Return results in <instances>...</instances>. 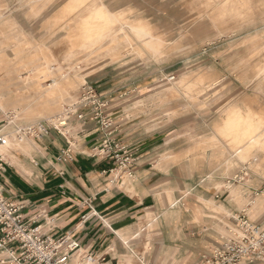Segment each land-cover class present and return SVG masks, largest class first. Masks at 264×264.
I'll return each mask as SVG.
<instances>
[{
	"label": "rangeland",
	"instance_id": "374dc122",
	"mask_svg": "<svg viewBox=\"0 0 264 264\" xmlns=\"http://www.w3.org/2000/svg\"><path fill=\"white\" fill-rule=\"evenodd\" d=\"M95 1L103 2L109 10L127 16L135 24L148 23L144 25L151 40L160 44L161 52L116 46L115 52L92 53L82 46L74 54L73 43L81 41L74 34L80 29L77 19H82L88 8L97 4ZM240 1L245 3L88 0L65 8L71 0H0V120L7 118L11 125L59 124L86 81L100 82L108 74L113 80L133 83L149 75L158 88L156 117L166 114L173 122L181 120L172 127L181 130L180 138L187 142V155L194 167L210 168L206 175L218 178L215 186L219 189L229 184L249 183L262 191L264 144H256L247 153L246 149L255 140L247 137L235 150L232 134L220 132L225 121L239 112L251 109L264 113V0ZM121 22L113 26L129 35L128 27ZM28 62L38 68H30ZM255 119L262 120L260 115ZM261 126L263 131L264 123ZM213 142H216L214 146ZM22 145L11 139L6 146H0V152L9 154L12 148ZM212 152L225 154L212 155ZM173 158L179 160L178 156ZM220 164L221 168L216 170ZM240 193L239 187L231 188L232 196L239 200ZM250 193V198L240 207L248 202L247 212L248 208L253 213L260 212L264 194ZM202 202L208 208V215L230 214L213 202ZM259 204L260 209H255ZM257 216L250 214L252 219ZM225 222L230 223V219ZM156 226L155 221L147 229ZM149 238L146 237V246L150 245Z\"/></svg>",
	"mask_w": 264,
	"mask_h": 264
},
{
	"label": "crops",
	"instance_id": "0c3cea01",
	"mask_svg": "<svg viewBox=\"0 0 264 264\" xmlns=\"http://www.w3.org/2000/svg\"><path fill=\"white\" fill-rule=\"evenodd\" d=\"M101 79L85 83L105 97L109 127L73 115L66 129L50 126L33 138H18V127L30 123L0 120V133L8 136V143L11 139L23 143L3 153L0 187L6 196L23 202L27 224H40L56 238L69 236L82 250L105 256L107 264H202L203 255L222 243L240 214L264 226V207L257 213L251 208L247 212L248 202L240 207L250 192L264 194V187L260 191L244 183L219 189L218 178L206 175L210 168H195L181 130L172 127L181 120L173 122L166 114L156 117L158 88L153 78L125 83L105 74ZM107 139L134 153L132 175L118 167L115 156L93 154ZM236 186L240 200L231 194ZM202 200L230 216L208 215ZM250 214L258 216L252 219ZM155 221L156 228L148 231ZM16 254L0 250V264H16Z\"/></svg>",
	"mask_w": 264,
	"mask_h": 264
},
{
	"label": "built area",
	"instance_id": "2783aa9c",
	"mask_svg": "<svg viewBox=\"0 0 264 264\" xmlns=\"http://www.w3.org/2000/svg\"><path fill=\"white\" fill-rule=\"evenodd\" d=\"M175 77H172V79ZM107 101L91 84L81 86L77 97L66 108L67 116L59 124H28L17 129V137L37 135L50 126L66 129L70 118L93 120L106 128L112 120L105 113ZM89 111L82 112L81 108ZM8 143V136L0 133V146ZM96 156H115L118 167L132 175L131 165L136 157L126 146L104 140L93 149ZM0 152V170L3 169ZM66 156L71 158L67 152ZM24 204L5 195L0 187V250L17 252L16 264H107L106 257L82 250L80 244L69 236L56 238L44 231L40 224L30 226L23 214ZM264 263V226L249 220L245 213L228 227L222 243L212 252L203 255L202 264H260Z\"/></svg>",
	"mask_w": 264,
	"mask_h": 264
},
{
	"label": "bare ground",
	"instance_id": "6f19581e",
	"mask_svg": "<svg viewBox=\"0 0 264 264\" xmlns=\"http://www.w3.org/2000/svg\"><path fill=\"white\" fill-rule=\"evenodd\" d=\"M86 1H88V0H71L72 3L67 4V6L65 8L71 7V5H73V4L74 5L83 4ZM235 2L242 4V5L245 3V1L242 2L240 0H235ZM95 3H97V4L94 6L91 5L92 7L88 8V10L86 9L87 11L85 12V16L82 19L81 18L77 19L79 22L78 27L80 29L74 34L76 36H78L81 39V41L80 42L76 41L75 43H73V45L75 46V49L73 51L74 54L79 52L80 48H78V47H82V46L86 49H89L90 52H92V53L93 52L95 53V52L100 51V50H102L103 52L104 51L105 52H115L116 46H118V47L124 46L125 48L127 47V48H132V49L140 50V51L143 49H149L155 54L161 52L160 44H156L151 40L150 31L147 28V26L144 25V24H148V23L141 21V22L135 24V21L130 20L127 16H122L118 12H112L111 10H109L108 7L103 2L98 3L95 1ZM90 4H92V3H90ZM247 5L248 4H245V6H247ZM243 11H244V9H243ZM239 12H237V13H239ZM121 21L123 22L124 25H126L128 27L129 31H127V32L130 33L129 35H125L124 33H122L119 30V28H115L113 26V23L121 22ZM74 30L76 31V29H74ZM72 32L73 31H71V33ZM98 53H101V52H98ZM95 55L96 54H94V56ZM89 56H91V54ZM28 63L30 64V65H28L30 68L31 67L35 68V70L38 68V65L32 64L31 62H28ZM18 64H20V63H18ZM21 65H23V63H21ZM214 82L215 81H213L212 83H214ZM193 85H196V83H193ZM248 108H249V106H248ZM243 113L239 112L234 117H230L229 119H227L225 121V123L220 127V132L222 134H227V133L232 134V137H231L233 139L232 148H234L235 150L239 148V147H237V144L240 141H243L244 139H246L247 137H250V139H255L254 142L251 143L250 146L246 149V151L248 153V152H250L249 149H251L253 146L255 147L256 144H262V145L264 144V129H263V131L260 130L262 128L261 124L264 123V113L254 112L251 109H248L247 111H243ZM256 115H260L262 120L257 121L255 119ZM55 120H56V118H55ZM215 144H216V142L212 143L213 146ZM201 146H203V145H201ZM253 150H254V148H252L251 151H253ZM258 150L260 151V148ZM220 160H222V159L220 158Z\"/></svg>",
	"mask_w": 264,
	"mask_h": 264
}]
</instances>
